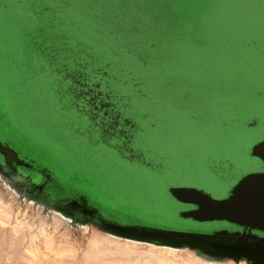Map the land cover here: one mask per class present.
I'll return each instance as SVG.
<instances>
[{
  "label": "rangeland",
  "instance_id": "obj_1",
  "mask_svg": "<svg viewBox=\"0 0 264 264\" xmlns=\"http://www.w3.org/2000/svg\"><path fill=\"white\" fill-rule=\"evenodd\" d=\"M143 1L0 0V109L5 116L0 140L57 177L65 195L86 194L106 216L183 232L175 214L185 208L175 207L165 189L187 186L214 200L217 181L223 179L229 190L256 172L247 158L264 139V0H180V7L172 0H156L176 7L184 19L178 30L163 14L157 24L152 15L139 14L152 27L140 34L117 30L113 7L128 11L129 5ZM52 33L63 34L62 46L52 43ZM150 42L157 44L159 64L143 68L139 56H150L143 45ZM66 49L85 51L96 67L108 65L115 83L110 90L120 96L133 98L135 91L156 97L147 107L138 102L137 108L152 113L166 133L138 137L132 147L140 150L144 139L150 160L162 164L157 172L127 165L87 132V121L73 109L76 101L66 97V80L74 84L83 75L66 73L72 70ZM188 93L204 111L173 108L186 106ZM204 225V232L191 233L229 229L225 222ZM99 238L94 230L66 223L28 197L17 196L0 179V264L101 252L94 246ZM126 244L167 261L204 264L184 253L173 255L175 259L166 250Z\"/></svg>",
  "mask_w": 264,
  "mask_h": 264
},
{
  "label": "water",
  "instance_id": "obj_2",
  "mask_svg": "<svg viewBox=\"0 0 264 264\" xmlns=\"http://www.w3.org/2000/svg\"><path fill=\"white\" fill-rule=\"evenodd\" d=\"M251 155L264 165V139L255 145ZM0 179L17 196L28 197L41 208L51 211L66 223L88 227L111 239L146 245L156 249L190 254L204 263L264 264V246L256 244L252 231L264 233V173L245 176L228 198L213 200L201 192L174 188L175 199L200 197L202 207L184 212L186 219L199 223L225 222L241 231H217L211 235L162 231L105 219L84 198L56 199L44 194L51 176L20 159L8 145L0 142Z\"/></svg>",
  "mask_w": 264,
  "mask_h": 264
},
{
  "label": "flooded vegetation",
  "instance_id": "obj_3",
  "mask_svg": "<svg viewBox=\"0 0 264 264\" xmlns=\"http://www.w3.org/2000/svg\"><path fill=\"white\" fill-rule=\"evenodd\" d=\"M88 67L89 66L83 67L79 71V73L83 74L82 76H76L75 72H78L76 69L70 70V77L73 78L76 76L75 78H80V80L79 82H76L74 84L71 78V80H66V91H68L67 93L69 94L67 95L65 93L68 100L72 98L73 101H76L73 109L80 117H83L87 121V132L90 134V136H95L97 142L100 145L110 150L117 158L122 160L127 165H134L146 170L157 172V168H160V165L162 164H159L160 162H153L152 160H150L151 158L149 157V151L145 149L146 143L143 142L144 139L142 142H139L140 150L137 151L132 147L133 143L137 140L138 137L143 138L150 133L159 135H164L166 133V131L162 128V125L157 123V120L152 113L147 110L137 108L138 102L147 107L150 104L149 102L157 100L156 97L153 96L150 92L143 93L135 91H133L135 94V97L133 98L120 96L119 94L110 90L111 84H115L112 82L113 80H111L110 77L106 76V74H103L105 76L101 77L97 73H95L93 69H91L92 66H90V69ZM119 84L123 85V82ZM184 99H187V102L185 103L186 106H184L183 103L180 104L176 102L177 104L173 105V108L177 111H184L185 109H191L192 112L196 110L204 111V108L196 103L195 97L191 93H188L186 97H184ZM135 101L137 102L134 103ZM128 104L132 105L130 114H127L129 108ZM218 108L221 109V105H218ZM191 120L195 121L194 118H191ZM19 158L21 159V157ZM23 160H25V158ZM247 161H249L253 166L254 171H256L255 173H264V165L257 158L253 157L251 154H248ZM26 162H31L32 164H30L34 168H37L35 167V162L28 159H26ZM0 163H3L1 157ZM218 174L221 175L223 173L219 172ZM50 176L51 179H53L45 184V195L56 199L84 198L90 206L94 207L88 202L85 196L76 197L74 195H65L64 193L66 191L62 189V186L59 182H57V179L51 174ZM217 183L218 185H215L214 191L216 192L215 195H217L218 198H214V200L219 201L228 198L234 188L228 190L223 182V179L217 181ZM174 188L189 189L187 186H175ZM171 190L172 189L167 188L165 189V193L166 195L171 197V200L175 207L185 208V212L196 211L197 209L202 207L204 199L200 197H193L178 200L172 197ZM57 193H59L60 196ZM209 197H212V195H209ZM96 209L107 220H114V222L118 223L125 221H122L118 217L106 216L101 209ZM183 213L184 212L175 214L176 220L178 221V223H181L180 226L183 232L191 233L190 231L194 232V230L203 232L205 231L202 228L205 226V223H199L192 219H186L183 217ZM113 218H117L118 220ZM228 226L229 229L221 231H228L230 233L241 231L238 227H234L229 224ZM252 234L255 235L258 239L256 240V244L264 246V233L252 231Z\"/></svg>",
  "mask_w": 264,
  "mask_h": 264
},
{
  "label": "trees",
  "instance_id": "obj_4",
  "mask_svg": "<svg viewBox=\"0 0 264 264\" xmlns=\"http://www.w3.org/2000/svg\"><path fill=\"white\" fill-rule=\"evenodd\" d=\"M156 0H144L142 2L141 5H137L131 8V5L128 6L129 10L127 11L126 9H120L117 8L115 9L113 7V24L116 26L117 30H121V28L126 31L127 33H129V35H137L141 33V30H145V29H150L152 28L150 25V28L147 27V23H144L143 18H139V14H148V15H152L151 19H153V22H155L156 24L162 19L161 18V14H163L164 16H167L166 21L170 23L171 28L172 27H176L174 30H178V26L182 25L184 22V19L181 17V15L179 13L176 12L175 10V6L174 5H179L180 7V0H170L171 2H174V5H171L170 3L168 4L167 2L161 4V2H156ZM62 7V5H60L59 9ZM150 7H153L150 8ZM89 7L87 6V9ZM45 8H43V12ZM112 9V8H110ZM172 9V11H171ZM51 13H54L55 10H51ZM176 12V13H175ZM132 13H134V16L132 15ZM106 14V13H104ZM140 19V20H139ZM127 20L129 23H124L123 21ZM67 37V36H66ZM51 39H52V43L54 45H58V46H62L64 39H63V34H54L52 33L51 35ZM66 39V38H65ZM35 40V39H34ZM66 43L68 42V39L65 41ZM144 48H146L147 50H150V56H139V61H140V66L143 68H147L149 66H151L152 64H157L159 62V60L157 59V44H155V42L153 43H143ZM67 50V49H66ZM65 54V52H64ZM66 55L67 57L70 59V64L68 65L70 66L69 69H76L77 71H80L83 67L89 66L88 68L90 69V66H92L91 69H93L95 71V73H97L99 76L104 77L105 75L103 74H107L109 77V72L111 69L108 65L102 66V67H96V65L94 64V60L92 57H90L89 55L86 54L85 51H81V52H75V53H71L70 51H66ZM68 63V62H67ZM153 66V65H152ZM55 68V67H54ZM57 73V72H56ZM67 74H70V71L67 69ZM106 75V76H107ZM117 75V74H115ZM60 76V75H59ZM3 110L0 109V120L5 119V116L2 112Z\"/></svg>",
  "mask_w": 264,
  "mask_h": 264
},
{
  "label": "bare ground",
  "instance_id": "obj_5",
  "mask_svg": "<svg viewBox=\"0 0 264 264\" xmlns=\"http://www.w3.org/2000/svg\"><path fill=\"white\" fill-rule=\"evenodd\" d=\"M21 151V150H20ZM25 156V155H24ZM23 158V157H22ZM21 158V159H22ZM24 159V158H23ZM26 161V159H25ZM34 161V160H33ZM31 163V162H30ZM37 163V162H36ZM32 164V163H31ZM35 164V163H34ZM42 167V166H41ZM40 167V168H41ZM45 167V166H44ZM42 169V168H41ZM51 172H49L50 175ZM53 174V173H52ZM55 177V176H53ZM57 178V177H55ZM59 178V177H58ZM53 179V178H52ZM61 179V178H60ZM65 179V178H63ZM64 181V180H63ZM62 181V182H63ZM58 182V181H57ZM56 182V183H57ZM61 182V183H62ZM73 184V183H72ZM73 186V185H72ZM67 189V188H66ZM53 191V189H52ZM55 193V192H54ZM59 194V193H57ZM52 195V194H51ZM76 195V194H75ZM74 195V196H75ZM86 195V194H85ZM84 195V196H85ZM60 196V194H59ZM65 196V195H64ZM71 196V195H70ZM77 197V196H76ZM69 198V197H68ZM3 202V201H2ZM5 212V211H4ZM7 212V211H6ZM45 212V211H44ZM39 213V211H38ZM107 213V212H105ZM50 214V213H49ZM113 215V214H111ZM119 216V215H118ZM39 217V216H38ZM122 217V216H119ZM117 219V218H113ZM124 219V218H123ZM118 220V219H117ZM141 220V219H140ZM143 220V219H142ZM145 220V219H144ZM32 221V220H31ZM34 221V220H33ZM114 221V220H113ZM147 221V220H146ZM145 221V222H146ZM151 221V220H150ZM163 221V220H162ZM127 222V220H126ZM167 222V221H166ZM52 223V222H51ZM120 223V222H119ZM148 223V222H147ZM146 223V224H147ZM168 223V222H167ZM166 223V224H167ZM123 224H125L123 222ZM138 224V223H135ZM20 225V224H19ZM24 225V224H23ZM177 225V224H176ZM26 226V225H25ZM63 226V225H62ZM146 226V225H145ZM148 226V224H147ZM20 227V226H19ZM56 227V226H55ZM151 227V226H150ZM25 228V227H24ZM46 228V227H45ZM17 229V228H16ZM36 229V228H35ZM169 230V229H168ZM4 231V230H3ZM8 231V230H7ZM81 231V230H80ZM85 231V230H84ZM35 232V231H34ZM191 232V231H190ZM10 233V232H9ZM89 233V232H88ZM6 234V233H5ZM207 234V233H206ZM49 235V234H48ZM80 235V234H79ZM85 235V234H84ZM100 235V234H99ZM9 236V235H8ZM45 236V235H43ZM82 236V235H81ZM102 238H99L98 241L94 243V246L101 248V252H87L82 254L76 253H65L62 255H43L40 261L34 262L33 264H179L175 260L167 261L163 257L157 256L155 253H141L131 249L128 245L121 243L117 240L111 239L109 237L100 235ZM47 239V238H46ZM53 239V238H52ZM84 239V238H83ZM51 240V239H50ZM76 240V239H75ZM77 241V240H76ZM61 246V245H60ZM132 246V245H131ZM63 247V246H62ZM134 247V246H133ZM86 248V247H85ZM72 249V248H71ZM70 249V250H71ZM135 249V248H134ZM153 249V248H152ZM156 249V248H154ZM65 250V249H64ZM84 250V249H83ZM158 251L166 250V255H178L179 252L168 249H157ZM158 254V253H157ZM159 255V254H158ZM190 255V254H186ZM10 256V255H6ZM12 256V255H11ZM191 256V255H190ZM192 257V256H191ZM171 258V257H170ZM173 258L176 259L175 256ZM10 260V257H7ZM183 259V258H182ZM193 260L199 261L192 257ZM200 262V261H199ZM202 262V261H201ZM186 263V262H185ZM195 262H189L188 264H194ZM204 263V262H202ZM4 264H16L6 262ZM196 264V263H195ZM204 264H218V263H204ZM227 264V263H222Z\"/></svg>",
  "mask_w": 264,
  "mask_h": 264
}]
</instances>
